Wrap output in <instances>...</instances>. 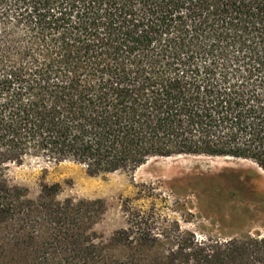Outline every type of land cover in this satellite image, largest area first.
<instances>
[{"label": "trees", "instance_id": "trees-1", "mask_svg": "<svg viewBox=\"0 0 264 264\" xmlns=\"http://www.w3.org/2000/svg\"><path fill=\"white\" fill-rule=\"evenodd\" d=\"M231 156L264 170V0H0V264H264V235L198 238L124 202L35 198L28 160L97 176L153 157Z\"/></svg>", "mask_w": 264, "mask_h": 264}, {"label": "rangeland", "instance_id": "rangeland-1", "mask_svg": "<svg viewBox=\"0 0 264 264\" xmlns=\"http://www.w3.org/2000/svg\"><path fill=\"white\" fill-rule=\"evenodd\" d=\"M218 157V158H216ZM12 182L35 198L43 183L60 185L58 198L101 199L104 212L93 229L104 238L127 225L124 202L153 206L198 238L264 235V170L231 156L153 157L134 171L97 176L82 165L31 159L10 168Z\"/></svg>", "mask_w": 264, "mask_h": 264}, {"label": "bare ground", "instance_id": "bare-ground-1", "mask_svg": "<svg viewBox=\"0 0 264 264\" xmlns=\"http://www.w3.org/2000/svg\"><path fill=\"white\" fill-rule=\"evenodd\" d=\"M179 156V155H178ZM216 158H218V157H216Z\"/></svg>", "mask_w": 264, "mask_h": 264}]
</instances>
